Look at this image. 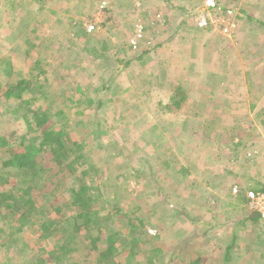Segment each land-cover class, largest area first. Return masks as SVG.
<instances>
[{
	"label": "rangeland",
	"instance_id": "374dc122",
	"mask_svg": "<svg viewBox=\"0 0 264 264\" xmlns=\"http://www.w3.org/2000/svg\"><path fill=\"white\" fill-rule=\"evenodd\" d=\"M19 78L31 82L29 104L4 95ZM35 106L47 115L42 127L64 129L72 148L83 142L97 213L121 232L122 249L128 216L144 219L148 239L128 264H144L150 245L163 264H224L231 244L226 264H264V221L246 219L257 212L249 192L264 187V0H0V136L14 132L0 167L22 134L41 133L23 115ZM38 160L39 190L69 199L77 171L47 144ZM33 216L19 238L17 219L0 211V264L52 249L53 235L37 238L46 213Z\"/></svg>",
	"mask_w": 264,
	"mask_h": 264
},
{
	"label": "trees",
	"instance_id": "16d2710c",
	"mask_svg": "<svg viewBox=\"0 0 264 264\" xmlns=\"http://www.w3.org/2000/svg\"><path fill=\"white\" fill-rule=\"evenodd\" d=\"M11 70L12 68L9 69V71ZM29 83L31 82L25 78L8 81L7 89L4 91L5 97H14L20 99L23 104H29L31 99L24 96ZM40 109V106H35L34 109H28L23 115L29 124L32 119H36L38 132L42 128L41 133L30 135V137L24 133L20 136L21 140L17 148L11 147L6 150L8 152L13 149L11 156L2 162L0 167V211L2 216L12 217L10 220L17 219L19 225L16 226L15 234H18L19 238H22L19 233L24 228L28 229V224L34 219L33 214L36 211L46 213L47 219L37 230V238L44 240L53 235L56 242L48 251H45V247L42 246V253L41 251L34 253L33 260L25 255L20 256L23 260L17 264H79V260L76 259L79 254L83 255V261L86 263L90 259L94 264H128L124 259L126 255L139 248L141 238L143 242H146L145 236L148 239L146 232L140 230L144 226V219L137 215L134 218L128 216L126 224L129 229V242L125 245H130V248L129 250L122 249L121 232L118 230L108 231L104 228L102 224L105 219L100 221L101 217L97 213L96 205L100 195L95 193V189L99 187L96 185L95 179L90 177L92 169L81 166L80 159L83 156L77 150L83 147V142H74L73 145H76L77 148H72L64 129L56 131L50 130L48 126L42 127L44 123H47L48 118L46 113H40ZM262 121L264 123V119ZM13 133L0 136V147L9 144V138L13 136ZM36 137H41L39 144L35 142ZM46 144L49 145L54 159L64 169L71 172L77 171L75 176L77 184L70 189L72 193L69 199L65 197L64 191L56 196L55 192L46 193L39 190L42 188L39 179L43 178L44 168L38 160V155ZM72 156L74 158L71 159ZM16 170L22 179L17 181L16 189L13 187L6 189V186L11 182L9 176L15 175ZM34 180H37V184H33ZM260 191L264 192V187ZM246 197L245 201L248 200ZM114 209L112 208L108 212L107 220L113 217ZM246 219L253 223L264 221V218L257 212L251 213ZM26 240L22 243L23 247L20 251H25L27 243H31L28 238ZM232 246L233 244L226 247L228 250L225 253L224 264L228 261L229 249ZM144 251L147 253L144 264H163L159 257L162 252L160 247L150 245L146 246ZM199 262L200 260L186 261L183 264H199Z\"/></svg>",
	"mask_w": 264,
	"mask_h": 264
},
{
	"label": "built area",
	"instance_id": "2783aa9c",
	"mask_svg": "<svg viewBox=\"0 0 264 264\" xmlns=\"http://www.w3.org/2000/svg\"><path fill=\"white\" fill-rule=\"evenodd\" d=\"M204 23L206 22L204 21ZM248 197H249V206L252 209L256 210L264 218V192L251 191L249 192Z\"/></svg>",
	"mask_w": 264,
	"mask_h": 264
},
{
	"label": "crops",
	"instance_id": "0c3cea01",
	"mask_svg": "<svg viewBox=\"0 0 264 264\" xmlns=\"http://www.w3.org/2000/svg\"><path fill=\"white\" fill-rule=\"evenodd\" d=\"M253 5H255V4H253ZM253 5L251 6V4H249V7L251 6L250 9H251V10H257V11H258V8H256L257 6H253ZM250 9H249V8H248V9L243 8V11H248V12H249ZM257 11H256V12H257ZM257 18H258V12H257ZM212 32H213V31H212ZM212 36H213V38L210 40V43H214L215 41H217V40H215L216 36H215V35H212ZM223 37H224V40H225V41H228V42L230 41V37H228L227 35H226V36H223ZM218 53H219V52H218ZM219 54L221 55V57H223V56L226 57V55H224V53H222V52H220ZM208 57H209V58H216V57H217V53H216L215 55H213V54L210 55V56L208 55L207 58H208ZM217 58H218V57H217ZM191 59H192V60H193V59H198V55L195 56V57H193V58H192V56H191ZM197 64H198V62L196 61V63H194V64H193V67H192V70L197 71L194 75H198V74L200 73V67H199V66H196ZM213 74H214V73H213ZM197 84H198V83H196V85H197ZM213 84H215V83H214V82L209 83V86L211 85V86H210L211 90L214 89V87H212ZM239 145H240V144H239Z\"/></svg>",
	"mask_w": 264,
	"mask_h": 264
}]
</instances>
